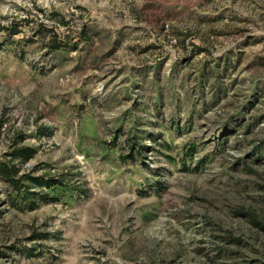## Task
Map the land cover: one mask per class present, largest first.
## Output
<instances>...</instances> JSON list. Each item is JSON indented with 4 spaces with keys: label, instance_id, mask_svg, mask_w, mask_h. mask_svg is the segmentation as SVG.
<instances>
[{
    "label": "rangeland",
    "instance_id": "rangeland-1",
    "mask_svg": "<svg viewBox=\"0 0 264 264\" xmlns=\"http://www.w3.org/2000/svg\"><path fill=\"white\" fill-rule=\"evenodd\" d=\"M15 141L62 184L0 174V264H264V0H0Z\"/></svg>",
    "mask_w": 264,
    "mask_h": 264
},
{
    "label": "trees",
    "instance_id": "trees-1",
    "mask_svg": "<svg viewBox=\"0 0 264 264\" xmlns=\"http://www.w3.org/2000/svg\"><path fill=\"white\" fill-rule=\"evenodd\" d=\"M53 49H59L57 42L50 45ZM33 149L29 146L20 145L19 141L11 144L5 156L7 160L0 161V174L8 182L11 189L16 193V206L19 208L33 209L39 202L52 201L45 188H51L62 181L52 177L33 175V171H22V164L26 163L33 156ZM37 237L45 236L39 233ZM24 255H32V249L23 247Z\"/></svg>",
    "mask_w": 264,
    "mask_h": 264
}]
</instances>
